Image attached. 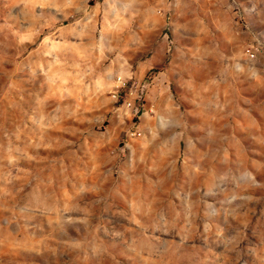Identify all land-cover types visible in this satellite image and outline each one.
Returning <instances> with one entry per match:
<instances>
[{
  "label": "clouds",
  "instance_id": "1",
  "mask_svg": "<svg viewBox=\"0 0 264 264\" xmlns=\"http://www.w3.org/2000/svg\"><path fill=\"white\" fill-rule=\"evenodd\" d=\"M0 264H264V0H0Z\"/></svg>",
  "mask_w": 264,
  "mask_h": 264
}]
</instances>
